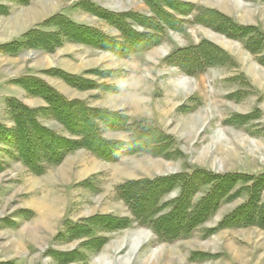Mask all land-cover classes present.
Listing matches in <instances>:
<instances>
[{"label": "rangeland", "instance_id": "1", "mask_svg": "<svg viewBox=\"0 0 264 264\" xmlns=\"http://www.w3.org/2000/svg\"><path fill=\"white\" fill-rule=\"evenodd\" d=\"M179 2L190 6L180 12L163 5L183 28L165 27L160 34V27L161 41L142 51L117 52L69 38L52 48L48 40L43 48L25 43L6 50L0 43V264H264V221L258 214L264 208V0L173 3ZM91 6L156 20L146 0H0V42L22 39L26 33L19 32L27 29L56 34L58 26L47 23L56 14L122 39ZM202 8L237 24L236 36L196 22ZM30 9L42 11L18 30L20 14ZM129 18L135 30L149 31ZM201 42L218 46L226 58L186 71L170 57ZM196 56L185 57L190 68H196ZM59 71L88 81L72 85ZM32 77L67 100L99 110L97 145L65 149L58 162L41 159L31 168L20 152L15 113L26 118L30 109L57 136L82 140L57 119L48 100L29 90ZM102 140L115 153L109 158L98 151ZM67 166L69 177L63 179L59 170ZM199 169L239 176L212 215L174 239L162 237L155 220L182 195L181 182L161 196L154 215L146 209L149 198L138 214L120 190L129 181L187 177ZM211 186L191 192V210ZM51 188L61 200L53 231L31 204ZM241 206L252 220L247 214L237 218Z\"/></svg>", "mask_w": 264, "mask_h": 264}, {"label": "trees", "instance_id": "2", "mask_svg": "<svg viewBox=\"0 0 264 264\" xmlns=\"http://www.w3.org/2000/svg\"><path fill=\"white\" fill-rule=\"evenodd\" d=\"M146 1L152 12L156 14V20H154L153 17L152 19L147 18L144 15L137 13H131V15L128 16L126 13L110 12L98 6H91V8L88 9L93 11L95 15L106 19L115 25L121 31L122 39L124 38V41H121L122 39L119 40L113 38L93 27L79 24L65 15L56 14L47 21L50 25L58 26V32H56V34L55 32L52 33L45 32L40 29H32L24 36L23 40L6 44L4 45V49L9 50L11 46H21L25 43L27 45L29 44L35 47L38 46L43 48V46H46L45 40H48V48H52L55 45L58 46L62 44L64 39L69 38L70 41L84 42L97 47L108 48L113 51L115 50L117 52H122L123 50H132V52L145 50L148 46L152 47V45L161 41L162 37L157 34L160 27L161 29L159 32L162 34L165 31V27L175 28L177 30L183 28L184 26L182 25L183 21L178 20L177 17L170 14L164 8V5L173 7L180 12H184L182 9L184 6H190L186 2H179L175 6L174 3L177 2V0ZM129 17H133L132 20H134V22L137 21V23L141 24L144 28L149 29V31L135 30L133 25L130 24L131 21H128ZM208 17H210L209 20ZM194 19L196 22L211 26L218 29V31L223 30L225 33H228L229 36H236L234 33V27H238V25L230 20H225L217 13V11L213 9L202 8ZM57 33L62 34L57 35ZM244 33L245 32H241V35ZM249 34L250 33L247 35ZM263 39L264 38H261L260 42ZM252 41L253 39L249 41L250 45H252L251 48L256 50L257 48H254L255 46H253ZM194 48H196V50H191L190 47L180 49L173 53L170 57L173 56L172 58H175L173 61H178V64L186 71H196L197 68H200L199 64L202 68L212 62L217 63L219 61L217 59L218 57L219 59L221 57L226 58V54H222L220 48L214 44L211 45L209 43L201 42ZM195 51L200 56H196V59L191 58L197 63L196 68L194 65L190 68L188 66L190 60H186L185 57L191 56V54L195 53ZM195 62H193V64ZM58 73L66 79L68 83L75 86L83 87L85 82L87 83L88 81L76 75L66 74L64 71H59ZM27 82L28 83L26 85L30 88L29 90L39 92L41 96L48 100L55 116L67 127V129L75 131V133L76 131L80 132L82 136V140L79 143H76V141H73V139L70 138L57 136L50 129L40 125L36 121V118L30 114V109L26 110V113L28 114V117L26 118L23 115L21 116L17 115L18 113H15L16 123L18 126L17 138L19 140V148L21 149L20 152L23 154L22 157L27 162H31H29L31 168L35 169V163L37 164L36 166H39L38 163H41L39 162L41 159L43 161L51 160L58 162L63 156L65 149L69 151L78 147L80 144L85 145L88 148H93L97 145L96 139H98V136L100 135L96 132L98 131L96 120L101 119V117L98 116L99 110H97V108L87 106L80 101H70L65 99L39 78H28ZM24 83L25 82H22L21 84L25 85ZM101 116L104 120L110 118L103 113ZM29 125H31V127H29ZM149 136L150 137H148V139L152 138V135ZM97 148L101 154L108 158L115 154L113 153L112 146L108 145V142L105 140H102V144H100ZM36 154H39V156ZM238 176V174L230 173L211 175L210 173L199 169L187 177L177 174L162 176L155 179L129 181L121 185L120 190L123 198H126V200L133 205L135 212L138 211L137 209H139V207L140 209L142 206L144 208V201L149 198L151 200V204L150 206H147L146 209L148 208L147 211L151 212L152 208V215H154L158 210L157 204L161 196L174 188L177 183L181 182L184 189L182 195L174 201V205L168 213L162 215L157 219V221L155 220V223H157V229L162 233L161 236L166 237L167 239H174L180 235L189 233L192 228H195L212 215L217 210L220 201L223 198L222 196H225L224 194L226 191H230L229 189L233 186ZM205 184L212 185L210 192L202 198L194 209L191 210L189 205L191 192L196 191L198 185L200 186ZM258 211V214H262L261 219L264 221V208H258ZM236 212L239 215H237V218L240 217V215L246 216L245 214H247L248 219L252 220V213H249L248 208L245 206H241V208ZM136 213L139 214L141 211Z\"/></svg>", "mask_w": 264, "mask_h": 264}, {"label": "bare ground", "instance_id": "3", "mask_svg": "<svg viewBox=\"0 0 264 264\" xmlns=\"http://www.w3.org/2000/svg\"><path fill=\"white\" fill-rule=\"evenodd\" d=\"M49 6L50 7H48V8H52V6H53L52 3H50ZM41 11L42 10L30 9L27 12L20 14V15H23V19H21L22 21L20 22V24H18V27L24 23L25 18L27 19L26 21L33 20V19L37 18L38 15L41 14ZM19 29H20V27L18 28V30ZM14 31H17V30H14ZM68 171L69 170H68V166H67V167L60 169L59 174L62 175L63 179H65L66 177L67 178L69 177V175L67 173ZM33 183L36 184L35 182H33ZM55 193H56V191L52 190V188H51L41 198L31 200V204H33L39 212V219L38 220L49 231H53V222L56 220V217L58 216V213L60 212L59 201H61V200H60L59 196L58 197L55 196L56 195ZM45 218H46V220H43ZM27 229H28V227H26L23 230L25 231ZM31 232L35 233L36 231L34 229H31ZM137 240H138V238H137Z\"/></svg>", "mask_w": 264, "mask_h": 264}, {"label": "crops", "instance_id": "4", "mask_svg": "<svg viewBox=\"0 0 264 264\" xmlns=\"http://www.w3.org/2000/svg\"><path fill=\"white\" fill-rule=\"evenodd\" d=\"M68 18H69V17H68ZM70 19H71V18H70ZM71 20H72V19H71ZM107 21H108V20H107ZM108 22H109V21H108ZM109 23H110V22H109ZM110 24H112V23H110ZM112 25H113V24H112ZM114 26H115V25H114ZM115 27H116V26H115ZM116 28H117V27H116ZM117 29H118V28H117ZM40 30H42V29H40ZM29 31H30V30L27 29L26 31L22 32L21 34H20V32H19V35L21 36V35H24L25 33L27 34ZM43 31H44V30H43ZM118 31H120V30L118 29ZM120 32H121V31H120ZM26 34H25V35H26ZM19 35H18V36H19ZM18 38H19V37H18ZM18 38H17V40H16V39H14V40L12 39V40H9V41H8V39H7V40H1L2 42H0V43H4V44L6 45V44H9V42L11 43V42H13V41L15 42V41H20V40H23V39H24V38H22V39H18ZM10 53H11V52H10ZM6 54H9V52H7Z\"/></svg>", "mask_w": 264, "mask_h": 264}]
</instances>
